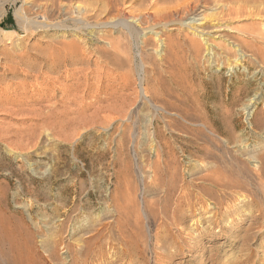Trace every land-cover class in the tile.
I'll return each mask as SVG.
<instances>
[{
  "label": "rangeland",
  "instance_id": "374dc122",
  "mask_svg": "<svg viewBox=\"0 0 264 264\" xmlns=\"http://www.w3.org/2000/svg\"><path fill=\"white\" fill-rule=\"evenodd\" d=\"M31 1L0 0V264H264V63L231 43L264 28V0L247 20L224 6L242 0H195L201 37L141 30L145 94L166 112L139 96L127 33H110L119 44L106 58L93 51L104 40H89L67 65L77 102L57 106L75 123L54 128L40 120L38 72L65 38L18 20ZM190 39L202 40L197 56ZM105 116L116 119L97 123Z\"/></svg>",
  "mask_w": 264,
  "mask_h": 264
},
{
  "label": "bare ground",
  "instance_id": "6f19581e",
  "mask_svg": "<svg viewBox=\"0 0 264 264\" xmlns=\"http://www.w3.org/2000/svg\"><path fill=\"white\" fill-rule=\"evenodd\" d=\"M12 1L15 2L16 0H12ZM73 1L75 0H33L31 1L29 7H24L23 5H21L18 6L15 10V15L18 18V20L24 25L30 27L31 30L33 29L36 31H45V32L52 31L54 32L55 35L65 38L59 40L51 47L49 46L50 48L47 46L48 47L47 50L46 51L44 50L45 52L42 59L43 63L41 62L42 64L41 65L39 64L41 67H43V72L42 69H40L42 73L38 72V76L43 78L44 84L42 86L39 85L37 88V91L38 90L43 91V94L41 95L42 99L40 101H37V104H40L39 115H41L40 120L43 122L44 126H49L53 128L58 127L59 125L61 127L73 126V124L75 123L74 121L75 117H68L70 113L66 110H65L66 112L57 110L58 101L60 104V101H62L63 97L65 96L67 98L63 102L66 105L74 104L76 101L75 93H73L75 86L74 87L72 86L77 84L78 81V78L76 76L77 71L74 68V66H67V65H74L78 61L83 59V56L87 49L86 44L87 42H89V40H93L97 42L104 40L103 43H105V45L103 44L95 47V49L93 50L94 53L95 52L100 53L104 55L105 58L107 55H109L108 52H111V50L113 54L115 52V51L113 52V50L118 49L116 47L117 44H119V41H117V39H112L108 37L110 33H112V31H116L119 33L124 31L129 35L130 39L133 42L134 53L132 54V58H133L132 62L134 63V67L136 71L140 98L146 99L155 111L166 112L165 108L153 103L145 94L146 89H144L143 87L144 64L140 56L141 49L139 50V47L141 43L143 44H147V43H145L144 41H140L141 39L139 38L140 37L139 35L141 30L149 29L152 31L159 27H163V28L169 27L168 29L169 31V30L177 29L175 27L176 25L186 26L187 28L195 30V28L192 27V25H198L199 23L197 22L202 20V17H200L201 15L200 11H197L196 5H193L195 0H96L99 1L100 5L96 6V8L94 7L95 9L93 8V5L91 8H89L87 4H82V3L75 4ZM138 1H139L138 4L139 7L136 6V3ZM204 1L207 2L208 0H204ZM255 1L258 0H242L239 2L233 1L234 3L232 5L227 4L224 6L228 12L227 14L228 16L232 18L234 17L235 19L241 18V20H247L248 17L261 14L260 13L261 11L259 9H255L257 11L255 10L253 11L251 10V8L249 9L248 7V5L251 6V3ZM237 2L238 4L234 6V4ZM75 12L77 13V16L73 15ZM88 12L89 13L93 12V13L88 14ZM186 15L188 16L187 18L189 22H185V20L183 19L185 18L184 16ZM216 25H214L213 27L216 29V31H218ZM251 27H253L252 24ZM246 28H248L246 31L236 30V32H238L240 36L232 37L234 38V41L231 42L232 45L237 46V50L241 52L238 55V59L243 61L244 56H250L253 60L261 61V65L263 66L264 28L263 29H261L260 27H256V29H251L250 27H246ZM193 34L200 36V34L196 32V30L194 31ZM247 38H250L251 41H249ZM201 42L202 40H194V39L193 40L190 39L189 41L190 46L193 50V54L195 56H197L198 53L200 52ZM112 54L110 53V57ZM118 55L115 56L118 58V60L121 61V59H119L120 55L119 56ZM115 56L114 58H116ZM112 58H110V60ZM108 59L109 58H107V60ZM110 62H112V60ZM128 62L130 61L128 60ZM36 64L31 63L30 71L28 70L29 73H31V71H34L33 69L35 68L34 66ZM62 74H64L63 78H62ZM59 81L60 82L66 81L69 82V84H67V87L62 88V86L58 85ZM58 89H61V94L60 97L57 98L56 93L59 91ZM33 91L34 88L31 89L30 91L31 94H33L32 93ZM84 108L82 110L77 109L76 111H72V113L82 112L83 110H85ZM120 111L121 110L119 109V112ZM62 112H63V117H60V115H62L61 114ZM169 114L171 115L173 113H169ZM133 116H134L133 114L130 115V117L128 116V120H130L131 118L133 119ZM114 119H116L114 116L113 117L105 116L103 117V119L101 118V120L97 121V123L99 122V124H103V125L106 123L109 124V122ZM83 120H85V118ZM80 122L82 124L84 123L82 121ZM66 129L68 128L66 127ZM134 136L135 133L132 134V137ZM132 154L133 156H135V152L133 148H132ZM256 161H257L256 166L260 168L264 166L263 157H259ZM253 167L255 168V166Z\"/></svg>",
  "mask_w": 264,
  "mask_h": 264
},
{
  "label": "trees",
  "instance_id": "16d2710c",
  "mask_svg": "<svg viewBox=\"0 0 264 264\" xmlns=\"http://www.w3.org/2000/svg\"><path fill=\"white\" fill-rule=\"evenodd\" d=\"M8 18L10 19L11 17H8ZM8 22H9V21H7V23H3V22H2V23H1V26H6V24H8Z\"/></svg>",
  "mask_w": 264,
  "mask_h": 264
}]
</instances>
